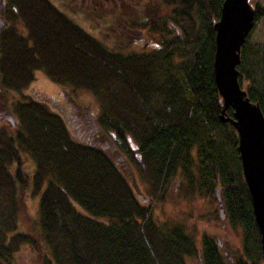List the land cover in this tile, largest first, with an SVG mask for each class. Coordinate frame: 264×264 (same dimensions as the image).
I'll list each match as a JSON object with an SVG mask.
<instances>
[{"label":"trees","instance_id":"trees-1","mask_svg":"<svg viewBox=\"0 0 264 264\" xmlns=\"http://www.w3.org/2000/svg\"><path fill=\"white\" fill-rule=\"evenodd\" d=\"M152 2L153 10L165 9L167 17L148 22L154 11L146 3L124 25L151 28L160 37L151 49L134 51L108 48L52 0H2L0 109L13 120L0 118V264H15L14 253L23 244L35 248L44 264H189L193 259L197 264H255L264 259L240 165L224 159L213 136L225 126L237 150L233 126L219 118L221 97L212 67L211 22L220 2ZM252 4L254 19L264 14L262 0ZM195 7L206 17L199 42L192 36ZM106 24L112 31L118 28L117 22ZM247 50L245 38L238 80L264 113V87L243 81L249 79L245 55L250 64L264 63V48L261 54ZM35 68L61 86L88 89L98 111L92 115L77 106L63 115L42 99L8 98V90L31 82ZM226 110L231 113V107ZM100 132L135 166L149 202L162 200L172 182L185 180L193 189L194 176L208 193L218 192L240 250L222 247L208 232H201L197 243L195 234L173 218L156 221L152 204L137 197L109 149L93 141ZM20 150L33 161L30 172L20 166ZM29 193L37 195L38 232L18 227ZM253 230L255 257L246 244Z\"/></svg>","mask_w":264,"mask_h":264},{"label":"rangeland","instance_id":"rangeland-1","mask_svg":"<svg viewBox=\"0 0 264 264\" xmlns=\"http://www.w3.org/2000/svg\"><path fill=\"white\" fill-rule=\"evenodd\" d=\"M214 1L219 4L221 0ZM262 1L264 2V0ZM52 2L57 4L74 21L96 36L104 45L114 50L140 51L151 49L160 37V32H154L151 28L145 27L139 30L137 28H128L129 26L124 25L126 19L130 20L131 17H138L135 16L136 13L134 12L141 10L143 5L146 6V3L152 8V0H52ZM251 2L253 3L254 0H251ZM1 3L2 0H0V5ZM80 7H85L87 10L84 12ZM163 11L165 9L154 11L151 16L147 17L148 22L161 21L159 18L165 15ZM193 17L194 28L192 36L194 41L199 42L205 36L206 17L196 7L193 11ZM254 20V24L246 36V45L248 50H255L261 54L264 48V14ZM109 21L111 23L113 21L117 22V29L123 28L124 31H117V29L112 31V25L106 24ZM167 21L170 20L167 18ZM13 22L18 21L15 20ZM1 24L2 21H0V26ZM17 24L21 31L25 33L22 23L19 21ZM111 32L113 33L111 34ZM250 63L251 57L247 54L245 55V65L249 79L243 81H257L259 85L264 87V63L261 62L256 65ZM33 73L34 77L27 86L18 90H8V98L16 99L26 95L42 99L51 108L61 112L63 115L69 109H73V107L74 109L78 107L83 108V110L88 109L92 115L98 111L97 101L88 89L70 83H64L62 87L53 81L41 68H35ZM242 86H244V83ZM0 118H11L13 120V115L10 116V114L0 109ZM71 132L76 135L72 128ZM213 136L220 142V146L225 151L223 152L224 159L234 160L232 161L233 165L236 162L240 165L238 150L230 146L225 126L215 130ZM93 141L109 149L108 152L120 164L137 197L144 203L152 204V215L156 221L173 218L182 222L188 231L195 234L197 243H199L200 233L208 232L218 237L222 247H229L230 250H236L237 252L240 250L241 240L234 228L224 218L222 200L219 193H208L204 187L200 186L197 176H194L193 189L189 188L185 180L172 182V187L164 194L162 200L149 202L146 184L143 182L135 166L114 152L107 142L108 140L101 132L97 134L96 139ZM19 154L20 166L30 172L33 165L32 159L23 150H20ZM13 165L11 164V167ZM36 200L37 195H31L30 193L25 197L27 212L25 215L20 212L18 226L20 229L30 228L34 232H38ZM251 235L246 244L251 256L255 257L259 253L256 239L257 231L253 230ZM258 244H260V240ZM40 246L41 250L46 251L42 243H40ZM43 259L44 257H40L38 251L35 248H30L29 244L21 245L14 253L15 264H44ZM189 264H197L196 259L191 260ZM255 264H264V259H260Z\"/></svg>","mask_w":264,"mask_h":264},{"label":"water","instance_id":"water-1","mask_svg":"<svg viewBox=\"0 0 264 264\" xmlns=\"http://www.w3.org/2000/svg\"><path fill=\"white\" fill-rule=\"evenodd\" d=\"M249 0H221L212 19L214 29L213 75L221 97L219 118L236 131L240 169L251 199L254 222L264 253V113L239 83L237 64L245 37L254 24ZM231 107V113L226 108Z\"/></svg>","mask_w":264,"mask_h":264},{"label":"bare ground","instance_id":"bare-ground-1","mask_svg":"<svg viewBox=\"0 0 264 264\" xmlns=\"http://www.w3.org/2000/svg\"><path fill=\"white\" fill-rule=\"evenodd\" d=\"M245 41V40H244Z\"/></svg>","mask_w":264,"mask_h":264}]
</instances>
